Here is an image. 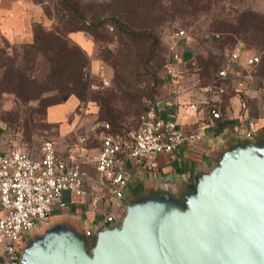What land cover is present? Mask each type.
I'll use <instances>...</instances> for the list:
<instances>
[{
	"label": "rangeland",
	"instance_id": "1",
	"mask_svg": "<svg viewBox=\"0 0 264 264\" xmlns=\"http://www.w3.org/2000/svg\"><path fill=\"white\" fill-rule=\"evenodd\" d=\"M67 1H72L75 5L79 3L77 5L79 12L87 24L93 22V19H110L114 14L134 28L150 29L157 38L154 51L148 56L151 57L149 69L157 73L160 81L157 83L156 78L149 79V75L138 76L136 70L128 67L121 76L127 81L128 89H135L136 92L133 94L122 91L115 80L113 56L125 52L126 49L121 36H113V31L109 30L108 41L96 44L94 38L87 33H83L85 38L83 37L82 41L73 40L72 34L68 35L70 45L79 46L87 54L89 64L86 85L80 91L69 92L63 98V102L70 98L75 100L78 105L77 114L85 107H90L88 119H92V122L106 120L104 113L108 110L117 117L118 124L123 130H133L138 126L137 111L150 101L151 89L155 99L172 96L184 106L190 102L197 103L203 101L207 95L194 89L210 85L216 74L227 66V59L233 53L238 54L239 57L233 71V76L237 78L246 74L253 78L252 75L257 72V68L250 66L248 60L263 55V48L244 42V30L238 27V18L244 10L264 14V0H36L43 4L42 24L47 29L58 26L68 33L74 26L84 25L74 18V15L63 10L61 5L68 3ZM181 30L186 33L182 39L177 40L181 45V51L184 53L186 49H191L195 53L196 65L185 73L182 82L175 85L167 76L164 64L169 45L175 33ZM229 32L232 34H228ZM147 47V43H136L134 50L135 53L137 52V58L144 62L145 57H148L144 55ZM102 64L105 67L104 72L100 70ZM103 77L109 81L108 85L104 83ZM148 84L149 89L146 87ZM228 88L227 92H230L231 87ZM180 89L184 92L182 96L178 94ZM54 94L56 93L46 92L43 97H52ZM100 98L107 100L105 111L99 104ZM48 123L43 103L40 104L36 100L24 103L14 94L0 98V133L14 138L34 155L39 152L45 141L60 139V125L51 127ZM98 145L99 143L93 140L92 146ZM148 188H150L148 183H144L136 195H142L144 189L147 191ZM129 192V196L133 197L131 191ZM82 211L73 212L63 220L54 217L52 222L57 224L62 221L61 223H65L68 227L80 231L83 222L78 216L84 218ZM49 227L50 225H43L35 230L31 234V241L42 237Z\"/></svg>",
	"mask_w": 264,
	"mask_h": 264
},
{
	"label": "built area",
	"instance_id": "2",
	"mask_svg": "<svg viewBox=\"0 0 264 264\" xmlns=\"http://www.w3.org/2000/svg\"><path fill=\"white\" fill-rule=\"evenodd\" d=\"M185 34L183 30L175 33L165 63L168 77L176 83L196 65L194 60L184 61L180 53L177 40ZM238 59L233 53L210 85L194 90L224 95ZM248 63L256 65L259 58L251 57ZM104 69L102 64L100 70ZM243 87L244 79H239L237 88ZM183 93L178 91L181 96ZM162 104L151 103L138 126L123 133H112L110 123L95 121L92 127L97 147L92 146L88 134L76 133L65 152L59 150V140H48L34 155L14 138L0 133V264H22L31 234L43 225L51 226L54 217L63 220L83 210L84 218L78 216L83 228L78 232L86 237L121 225L127 209L123 202L129 186V163L154 174L159 170L160 156L175 159L182 147L193 148L203 140V133L185 131L176 119L165 118ZM190 106L197 110L196 104ZM212 115L220 117L218 111L213 110ZM255 126V120H249L247 128L237 132L238 138L252 140ZM85 210L94 213L92 221Z\"/></svg>",
	"mask_w": 264,
	"mask_h": 264
},
{
	"label": "water",
	"instance_id": "3",
	"mask_svg": "<svg viewBox=\"0 0 264 264\" xmlns=\"http://www.w3.org/2000/svg\"><path fill=\"white\" fill-rule=\"evenodd\" d=\"M22 264H264V143L226 152L182 201L152 194L89 251L78 230L51 225Z\"/></svg>",
	"mask_w": 264,
	"mask_h": 264
},
{
	"label": "crops",
	"instance_id": "4",
	"mask_svg": "<svg viewBox=\"0 0 264 264\" xmlns=\"http://www.w3.org/2000/svg\"><path fill=\"white\" fill-rule=\"evenodd\" d=\"M43 20V4L36 0H0V34L12 43H32L34 23ZM71 36L73 40L81 41L84 37L83 32L72 33ZM179 50L184 61L194 60L195 53L191 49L183 53L179 45ZM241 60L244 62L243 58ZM234 69L231 70L233 82L227 85V91L228 87H231V91L224 96L206 94L203 101L188 102L186 106L172 96L163 102L161 112L165 118L176 119L185 131L203 133V140L193 148L182 147L175 159L169 155L160 156L159 170L154 174L145 173L132 162L129 163V186L123 202L126 207L141 199V195L136 194L146 182L150 188L147 191L144 189L142 195L169 193L177 201H182L199 178L216 166L224 153L242 143L264 140V83L261 85L256 78L247 74L240 78L234 77ZM239 79H244V90L237 89L236 81ZM192 104H196L197 110L191 108ZM77 107L75 100L70 98L48 109V122L61 127L60 151L67 150L76 133L88 134L92 142L97 141L92 127L94 121L88 119L90 107H85L79 114ZM212 109L220 111V119L212 118ZM251 119L256 122L254 138L239 139L237 132L245 130ZM129 191L133 197L129 196ZM85 213L88 220L92 221L94 213L89 210H85Z\"/></svg>",
	"mask_w": 264,
	"mask_h": 264
},
{
	"label": "trees",
	"instance_id": "5",
	"mask_svg": "<svg viewBox=\"0 0 264 264\" xmlns=\"http://www.w3.org/2000/svg\"><path fill=\"white\" fill-rule=\"evenodd\" d=\"M67 2L68 3H63L61 5L63 10L68 14L74 15V18L84 24L83 26H74L67 33L66 31H62L58 26L47 29L42 22H37L34 23L33 27L34 40L29 44L12 43L0 34V98L7 94H14L24 103L35 100L39 101L40 104L43 103L47 117L48 109L52 106L62 104L63 98L69 92L80 91L87 82L89 63L87 54L79 46L70 45L68 35L77 32H83L91 35L96 44L99 42H107V34L111 29V31H113V36L122 37V40H124L123 44L126 46V49H124L125 52L122 51L121 53L113 56L115 80L119 83L122 91L133 94L136 92L135 89L131 90L127 88L128 83L124 77L121 76V74L125 72L128 67H131L132 70H136L138 76L142 77L149 75V79L152 77V80L156 78L155 81L157 83L160 81L159 77L156 75L157 73L150 71L149 69L151 57L148 55L154 51V45L157 43V38L150 29H146L145 27L134 28L127 21L114 14L111 15L112 17H110V19H93V22L87 24V22L83 19L82 14L79 12V7L77 6L79 3L77 2L75 5L72 1ZM239 16L238 27H241V29L244 30V42H247L248 45L252 44V46L263 48V55L258 57L259 63L256 65H250L257 68V72H254V74L252 73L253 75H251L254 79L256 78L261 85H263L264 14H256L251 10H244ZM228 34L232 33L229 32ZM136 43L148 44L144 53V55L148 56L145 57V62L137 58V52L135 53L134 51L136 49ZM231 81H227L226 84L228 85ZM173 83L176 85V82ZM146 87L149 89V84L148 86L146 85ZM242 90H244V87ZM46 92H55L56 94L52 97H43V94ZM225 94H227V91ZM149 97L150 101H148L145 106L143 105L140 107L137 111L136 115L138 116V122L140 116L148 109V106L151 103L165 102L166 100H169L171 96L166 99H155L153 90L151 89ZM106 102L107 100L101 98L99 99V104L103 111H105ZM213 110L220 113L219 110L212 109L211 115ZM104 115L107 119L102 121L110 123L112 133L126 132V130H123V128L118 124L117 117L109 113L108 110L104 113ZM221 116L222 115L220 113L219 118H214L213 115L212 118L220 119ZM48 124L51 127L56 125L55 123L50 122ZM257 142L264 143V140ZM242 144L236 146L235 148L241 146ZM196 186L197 183L191 187L190 192L194 191ZM80 235L85 240L89 251H91L95 246L96 237H86L81 233Z\"/></svg>",
	"mask_w": 264,
	"mask_h": 264
},
{
	"label": "flooded vegetation",
	"instance_id": "6",
	"mask_svg": "<svg viewBox=\"0 0 264 264\" xmlns=\"http://www.w3.org/2000/svg\"><path fill=\"white\" fill-rule=\"evenodd\" d=\"M153 194H156V193H153ZM148 195H152V194H148ZM148 195H141V198H143V197H146V196H148ZM140 198V197H139ZM32 240V239H31ZM31 242H33V241H31Z\"/></svg>",
	"mask_w": 264,
	"mask_h": 264
}]
</instances>
